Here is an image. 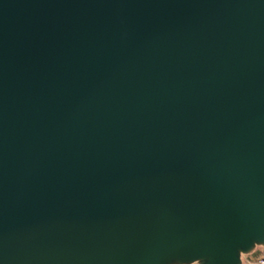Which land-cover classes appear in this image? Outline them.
I'll use <instances>...</instances> for the list:
<instances>
[{
    "label": "water",
    "instance_id": "water-1",
    "mask_svg": "<svg viewBox=\"0 0 264 264\" xmlns=\"http://www.w3.org/2000/svg\"><path fill=\"white\" fill-rule=\"evenodd\" d=\"M264 254V0H0V264Z\"/></svg>",
    "mask_w": 264,
    "mask_h": 264
},
{
    "label": "built area",
    "instance_id": "built-area-1",
    "mask_svg": "<svg viewBox=\"0 0 264 264\" xmlns=\"http://www.w3.org/2000/svg\"><path fill=\"white\" fill-rule=\"evenodd\" d=\"M252 264H264V254L255 258Z\"/></svg>",
    "mask_w": 264,
    "mask_h": 264
},
{
    "label": "crops",
    "instance_id": "crops-1",
    "mask_svg": "<svg viewBox=\"0 0 264 264\" xmlns=\"http://www.w3.org/2000/svg\"><path fill=\"white\" fill-rule=\"evenodd\" d=\"M254 260H255V259H254ZM254 260H253V261H254ZM253 261L249 262L248 264H252V263H253Z\"/></svg>",
    "mask_w": 264,
    "mask_h": 264
}]
</instances>
